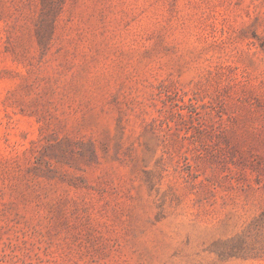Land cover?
Listing matches in <instances>:
<instances>
[{"label":"rangeland","instance_id":"1","mask_svg":"<svg viewBox=\"0 0 264 264\" xmlns=\"http://www.w3.org/2000/svg\"><path fill=\"white\" fill-rule=\"evenodd\" d=\"M0 264H264V0H0Z\"/></svg>","mask_w":264,"mask_h":264}]
</instances>
